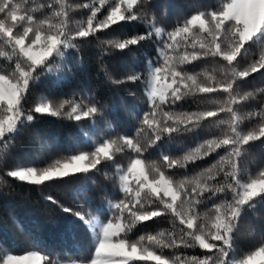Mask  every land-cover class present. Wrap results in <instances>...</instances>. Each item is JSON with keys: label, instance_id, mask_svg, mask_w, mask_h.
I'll list each match as a JSON object with an SVG mask.
<instances>
[{"label": "snow or ice", "instance_id": "snow-or-ice-1", "mask_svg": "<svg viewBox=\"0 0 264 264\" xmlns=\"http://www.w3.org/2000/svg\"><path fill=\"white\" fill-rule=\"evenodd\" d=\"M150 6L148 0H89L75 6L70 0H0V57L7 62L0 67V152L14 146L37 114L95 122L103 105L87 96L58 103L42 99L25 109L32 85L42 76L60 80L73 71L74 64L65 57L79 54L80 41L122 22L142 23L145 31L108 41L110 47L123 51L156 38V59L149 61L146 82L147 110L137 116L135 135H108L95 142L91 151L43 167L18 164L7 176L42 185L99 173L102 165L116 164L118 154H133L127 167L116 168L120 196L109 202L106 222L92 213L60 206L75 217L65 222L62 233L77 234L83 226L93 237L90 257L67 264H264V237L246 253L235 249L243 218L264 208V167L253 174L241 163L257 142L264 145V103L241 115L238 106L255 94L237 91L238 82L254 73L264 76V0H220L217 7L197 11L171 30L158 26L155 16L149 17ZM77 7L87 11L73 26L71 13ZM205 59L215 62L211 71L187 70V65ZM241 59L247 61L243 66ZM127 79L142 80L143 74ZM260 92L264 94V89ZM188 98H199L207 106L184 110L182 102ZM245 121L249 122L246 129ZM206 125L219 132L212 131L211 138L181 157L163 151L175 136ZM149 149L160 151L158 160L145 156ZM212 153L218 157L215 163L195 176L175 178L172 170L186 169ZM48 199L58 203L51 196ZM207 201L212 207L201 214L198 206ZM156 217H170L172 228L129 239L137 223ZM197 247L205 254L186 256L175 251ZM165 249L173 250L171 255ZM0 264L62 262L32 250L4 255Z\"/></svg>", "mask_w": 264, "mask_h": 264}, {"label": "trees", "instance_id": "trees-1", "mask_svg": "<svg viewBox=\"0 0 264 264\" xmlns=\"http://www.w3.org/2000/svg\"><path fill=\"white\" fill-rule=\"evenodd\" d=\"M89 0H70L72 5H82ZM149 17L155 16L158 26L171 30L178 21H182L200 10H209L219 5L220 0H148ZM87 10L75 8L71 13L73 26L81 21ZM145 25L142 23H124L98 31L86 41H80L79 54L72 52L65 61L74 64L73 71L63 79L57 80L42 76L32 85L27 97L25 109H31L42 99L58 103L64 99H80L81 96L92 97L103 105L100 113L92 119L81 121L69 120L66 117L39 115L29 123L14 146L0 152V257L5 254H27L37 250L47 252L51 258L61 262L73 259H85L94 251L93 239L83 226L77 234L61 232L62 226L69 219H75L70 213L61 209L70 207L73 212L92 213L97 217L107 216L108 204L120 196L116 168L127 167L131 152L118 154L116 164L101 166L99 173L77 176L33 185L7 176V172L18 164L23 166L50 164L56 159L66 157L79 151H91L95 142L108 135H135L138 126L137 116L147 110L145 96L146 82L149 74V61L156 59L155 39L142 41L139 45L130 46L123 51L110 47L108 41L117 42L142 34ZM252 52L258 55V50ZM246 59H241L243 66ZM60 63V61H57ZM7 62L0 57V67ZM215 62L205 59L195 61L186 68L190 72L211 71ZM141 73L143 79L128 80L127 77ZM57 74L54 73L53 77ZM239 93H254V99L238 106L241 115L255 110L264 103V76L254 73L240 81ZM207 106L199 98H188L182 102L184 110H195L197 106ZM223 115V114H222ZM249 122L245 121L246 129ZM210 126L197 129L193 133H182L171 142L164 144L163 151L174 158L181 157L189 148L211 138ZM223 154V150H218ZM149 159L158 160L159 150L149 149L145 153ZM216 153L203 160H197L186 169H174L177 180L185 176H195L203 169L216 162ZM242 166L255 174L264 167V145L257 142L242 158ZM107 173V175H105ZM247 178L246 176L244 177ZM58 203H53L48 197ZM212 207V202L198 206L197 211L204 214ZM170 217H156L152 220L137 223L129 233V239L136 240L141 235L155 234L161 230L171 229ZM264 237V208L249 212L240 224V234L235 240L237 253H246ZM171 255L173 250L165 249ZM177 253L186 256H202L205 250L197 248H180ZM144 264V262H141ZM153 264V262H147Z\"/></svg>", "mask_w": 264, "mask_h": 264}, {"label": "rangeland", "instance_id": "rangeland-1", "mask_svg": "<svg viewBox=\"0 0 264 264\" xmlns=\"http://www.w3.org/2000/svg\"><path fill=\"white\" fill-rule=\"evenodd\" d=\"M145 96H146V90H145ZM102 221H105L106 222V219H107V216L105 217H99ZM91 234V233H90ZM92 236V235H91ZM93 239V237H92ZM5 255H8V254H5ZM4 256V255H3ZM68 261H63L62 264H67Z\"/></svg>", "mask_w": 264, "mask_h": 264}]
</instances>
